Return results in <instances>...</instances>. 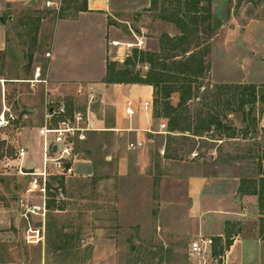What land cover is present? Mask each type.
I'll return each mask as SVG.
<instances>
[{
    "label": "rangeland",
    "instance_id": "obj_1",
    "mask_svg": "<svg viewBox=\"0 0 264 264\" xmlns=\"http://www.w3.org/2000/svg\"><path fill=\"white\" fill-rule=\"evenodd\" d=\"M108 1L114 5L108 15L107 60L115 59L119 67L124 62L115 58L119 52L131 55L135 48L158 52L163 34H180L174 23L164 19L165 9L174 8L163 0L156 4L152 0ZM81 9L79 4L70 3L57 16L43 9L41 0H0V15L6 26L0 75L5 79L30 78L38 65L43 71L47 67L45 52L50 47L53 24ZM211 11L219 22L213 33L201 25L183 45L209 46L205 56L208 71L200 79L201 99L188 102L187 107L194 118L199 109L222 110L225 124L237 130V137L244 138L246 124L251 123L254 115L256 122L264 119V101L254 106L250 116L246 115L250 105L242 112L232 99L229 108L224 100L215 105L212 96L221 84H255L264 93V0H211ZM30 15L40 18L37 31ZM43 19L45 31L41 28ZM139 39L143 44L136 47ZM113 40L133 45L119 51L118 47H110ZM30 54L33 58L29 63ZM148 65L137 60L133 68L145 75ZM31 91L30 83L25 81L0 82V114L9 110L6 116L12 113L15 117L10 124L0 126V200L20 213L25 210L24 204L40 201L38 191L27 190L33 181L32 174L21 171L22 167L32 168L27 165L42 169L43 140L37 129L28 135L31 140L27 156L19 154L26 138L18 129L28 123L19 120V113L27 109L25 98ZM177 100L178 95L173 94L171 101ZM79 107H84V101ZM95 108L99 110V104ZM32 118L28 124L39 127L38 116ZM246 133L253 136L256 130L248 129ZM204 135L203 139L176 136L170 144L168 134L166 142L157 138L147 167L141 169L142 161L135 156L130 158L129 171L119 175L115 157H108L114 156V148L120 150L124 146V136L111 132L91 134L81 143V158H92L94 169H88L80 160L75 176L49 177L48 200L55 199V190L60 197H56L45 219L38 215L20 216L12 236L0 242V264H203L190 250L198 219L189 216L188 222L190 203L183 178L210 168L236 142L224 137L223 142L214 141L222 138L217 131ZM164 143L166 152L162 155L158 150ZM192 149L200 153L198 158L190 157ZM212 151L217 154L210 155ZM30 228H39V236ZM59 245L63 247L58 248ZM222 263L211 247L204 264Z\"/></svg>",
    "mask_w": 264,
    "mask_h": 264
},
{
    "label": "crops",
    "instance_id": "obj_2",
    "mask_svg": "<svg viewBox=\"0 0 264 264\" xmlns=\"http://www.w3.org/2000/svg\"><path fill=\"white\" fill-rule=\"evenodd\" d=\"M77 4L84 9L74 15L58 18L53 24L50 47L45 52L47 67L42 71L41 81L36 82L34 75L26 79H5L0 75V82L30 83L32 91L25 98L28 106L24 109L26 117L19 120L31 124L32 117L37 115L41 121L39 127L27 123L18 129L20 134H25L23 145L28 153L30 131H40L46 124L45 115L50 111V103L60 100L59 103H65L68 107L90 111L96 129L88 132L87 139L96 132L124 136V146L120 150L114 148V156L108 157H115L119 175L129 171L130 158L135 156L140 158V168L144 169L148 166L147 159L152 156L156 139L163 138L166 142L168 134L167 130L161 128V124L167 123L166 120L154 117L153 87L140 83L105 82L108 62L106 36L110 26L108 15L114 4L108 0H85L84 4ZM1 18L0 15V52L5 50L6 45V26ZM44 21L41 23L42 31L47 27ZM47 52L51 53L50 57L46 56ZM91 96L94 97L92 100ZM127 100L134 103L136 113L133 116L126 113ZM82 101L84 107L80 108ZM144 101H151L152 106L144 109ZM96 104H99V110H96ZM249 129L253 130L254 126ZM254 130L256 133L253 136L230 138L236 141L230 145L234 146L233 149L220 154L218 160L209 165L210 168L183 178L190 203L188 222L189 216L198 219L194 239L200 236L212 239L220 237L222 244L227 238L232 240L230 247H225L222 254L216 256L222 259V264H264V239L259 237L260 218L264 215L258 208V195L252 193L255 186L258 187L259 178L264 177V119L256 122ZM136 139L143 140L145 147L129 151L128 142ZM163 148L165 143L158 151ZM92 161L90 157L81 158V163H86L90 170L94 169ZM79 163H76L75 170ZM27 166L41 170L33 165ZM253 181L256 183L253 184ZM22 212L0 200V242L12 236L20 216H23ZM227 222L236 225L229 236L226 234Z\"/></svg>",
    "mask_w": 264,
    "mask_h": 264
},
{
    "label": "trees",
    "instance_id": "obj_3",
    "mask_svg": "<svg viewBox=\"0 0 264 264\" xmlns=\"http://www.w3.org/2000/svg\"><path fill=\"white\" fill-rule=\"evenodd\" d=\"M78 1L67 0L66 6L70 3H85V0ZM163 1L165 4H170L171 8H174L171 11L167 8L165 9L164 19L174 23L179 28L180 34L176 36H170L167 33L163 34L158 52L144 51L138 48L133 49L132 54L124 60L123 67H119L118 63L114 60L108 61L105 82L151 85L154 90V117H161L166 120L169 144L176 136H180L182 139H203L205 138V133L214 131L219 132L222 136V138H219L220 140H214L216 142H223V137L225 139L237 137V130H233L223 121L222 110H213L212 108L207 110L199 109L196 111L194 118L187 107L188 102L201 99L199 92L203 85L200 83V79L208 71L205 56L209 52V46L198 44V46L192 48L191 46L183 45L191 32L198 31L201 25H204L210 34L214 31L213 27L219 25V22L214 20L212 15L211 0ZM156 3L157 0H152V4ZM30 17L32 25L37 31L40 18L38 16L34 18L31 15ZM32 58L33 54H30L29 63L32 61ZM137 60L149 64L145 75L135 72L133 67L136 65ZM216 88L218 92L212 96L215 105L217 103L220 104L224 100L230 108L232 99L242 112L245 111L247 105H250L246 111V115L251 116L254 106L259 101H264V93L260 92L259 86L255 84H221L216 86ZM173 94L178 95L176 103L171 101ZM228 96L231 98H228ZM68 108L72 109V107ZM192 119H195V122ZM250 126H254V129L256 127L255 115L251 123L246 124L245 136ZM258 181V187L255 186L252 193L258 195V208L260 213L264 215V177H260ZM255 183L256 181H253V184ZM47 188L50 190L49 184ZM52 195L55 199L47 200L48 208L55 205L56 197H60V193L56 190ZM260 221L262 223L259 229V237L264 239V216L260 218ZM235 227V224L227 222L226 234L229 236ZM212 240V253L215 257L221 254L225 247L229 248L232 244V240L229 238L226 239L225 244H222L220 237ZM62 247V245L58 246V248Z\"/></svg>",
    "mask_w": 264,
    "mask_h": 264
},
{
    "label": "built area",
    "instance_id": "obj_4",
    "mask_svg": "<svg viewBox=\"0 0 264 264\" xmlns=\"http://www.w3.org/2000/svg\"><path fill=\"white\" fill-rule=\"evenodd\" d=\"M67 0H41V7L49 10L57 16L61 15L66 7ZM112 46L118 47L119 51L122 48L131 47L133 44L113 40L110 42ZM143 44V40L139 39L136 47H140ZM51 53L47 52L46 56L50 57ZM129 54L119 52L115 57L120 61H124ZM42 69L37 66L34 72V80L36 82L42 80ZM94 97L91 96L92 100ZM152 106L151 101H144L142 107L149 109ZM125 110L128 116H133L136 111L132 100H127L125 103ZM4 110L0 114V126H6L10 122L15 120L12 113L6 116ZM46 124L40 128V134L43 137V151H42V169L40 171L35 170L32 174L33 181L29 183L28 192L40 193V201L30 205L24 204L25 210L22 215L27 217L28 215H38L42 219H45L49 210L47 206L48 200V179L51 175H56L61 178H68L76 175L75 165L81 160V143L86 141L87 134L90 131H94L95 125L91 118L90 111L79 110L72 108L71 110L65 103H59L51 105L50 111L46 113ZM161 128L167 130V124H161ZM56 145L55 152L52 151V146ZM145 147V142L140 139L129 141L127 149L129 151H138ZM160 154L165 155V148L161 149ZM27 153V149L23 146L19 149V154L24 157ZM216 151H212L210 155H216ZM200 153L197 150H193L190 153L192 159L198 158ZM60 193V192H59ZM24 202V201H23ZM34 234L39 236L41 232L39 228L32 229ZM213 244L212 238H205L200 236L191 242V253L199 257L204 264L206 262V253L211 251ZM225 258L227 252L224 254Z\"/></svg>",
    "mask_w": 264,
    "mask_h": 264
},
{
    "label": "water",
    "instance_id": "obj_5",
    "mask_svg": "<svg viewBox=\"0 0 264 264\" xmlns=\"http://www.w3.org/2000/svg\"><path fill=\"white\" fill-rule=\"evenodd\" d=\"M1 21L3 22V18H1ZM24 114H26V110L23 109L19 113V119H21ZM55 150H56V145H53L52 146V151L55 152ZM21 171L24 172L25 174H34L35 173V169L34 168L22 167Z\"/></svg>",
    "mask_w": 264,
    "mask_h": 264
}]
</instances>
